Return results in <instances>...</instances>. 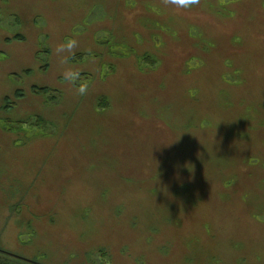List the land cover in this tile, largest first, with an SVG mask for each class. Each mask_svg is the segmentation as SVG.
<instances>
[{
  "label": "rangeland",
  "instance_id": "374dc122",
  "mask_svg": "<svg viewBox=\"0 0 264 264\" xmlns=\"http://www.w3.org/2000/svg\"><path fill=\"white\" fill-rule=\"evenodd\" d=\"M17 88L39 122L0 127V249L264 264V0H0V101Z\"/></svg>",
  "mask_w": 264,
  "mask_h": 264
},
{
  "label": "trees",
  "instance_id": "16d2710c",
  "mask_svg": "<svg viewBox=\"0 0 264 264\" xmlns=\"http://www.w3.org/2000/svg\"><path fill=\"white\" fill-rule=\"evenodd\" d=\"M25 38L22 37L21 34H17L15 36H12L10 38H6L4 40L5 43H11L14 41H23ZM38 59V55H36ZM45 67H48L47 64H45ZM45 69V68H44ZM34 74V71L32 69H25L21 73H14L15 76H20V77H29ZM29 92L33 96H40V97H45L49 96L50 100H54L56 98V90L52 89L48 86H39V85H32L30 87ZM26 97V91L21 88H17L15 91H13L10 96L6 94L0 101V127L1 124L7 127V125H19L20 124H27L30 123L29 125H36L39 120L36 119V117H31L29 116L28 119H20V120H15L14 116L12 115L14 111L17 110V107L19 105V102L23 100ZM6 116V117H4ZM13 116V117H12ZM30 118V119H29ZM38 118V117H37ZM40 119V118H39ZM41 120V119H40ZM38 125V124H37ZM3 129V127H1ZM5 131V130H4ZM14 191L17 193L22 192L20 189L13 187ZM10 190H8V193ZM0 264H36L34 262H29L26 260H23L21 258H17L16 256H12L11 253L0 249Z\"/></svg>",
  "mask_w": 264,
  "mask_h": 264
},
{
  "label": "clouds",
  "instance_id": "9594fccd",
  "mask_svg": "<svg viewBox=\"0 0 264 264\" xmlns=\"http://www.w3.org/2000/svg\"><path fill=\"white\" fill-rule=\"evenodd\" d=\"M166 5H175L181 8H191L194 5H199L200 0H163ZM76 47V43L74 41L66 42L65 44L58 45L56 48L57 55H61L64 52H71ZM66 79H69L71 83H75L77 77L75 75L68 76L66 75ZM81 95L86 94L87 89L85 87H80L78 89Z\"/></svg>",
  "mask_w": 264,
  "mask_h": 264
},
{
  "label": "water",
  "instance_id": "95a60500",
  "mask_svg": "<svg viewBox=\"0 0 264 264\" xmlns=\"http://www.w3.org/2000/svg\"><path fill=\"white\" fill-rule=\"evenodd\" d=\"M12 256H16V255H13L12 254ZM17 258H21V257H19V256H16ZM21 259H23V260H26V259H24V258H21ZM26 261H29V260H26ZM29 262H33V261H29ZM34 263H36V264H40V263H37V262H34Z\"/></svg>",
  "mask_w": 264,
  "mask_h": 264
}]
</instances>
